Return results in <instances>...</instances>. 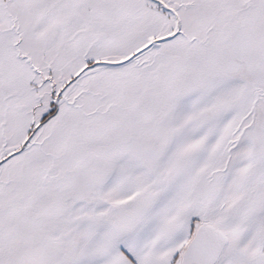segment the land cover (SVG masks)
<instances>
[{"label":"snow or ice","instance_id":"1","mask_svg":"<svg viewBox=\"0 0 264 264\" xmlns=\"http://www.w3.org/2000/svg\"><path fill=\"white\" fill-rule=\"evenodd\" d=\"M0 264H264V0H0Z\"/></svg>","mask_w":264,"mask_h":264}]
</instances>
